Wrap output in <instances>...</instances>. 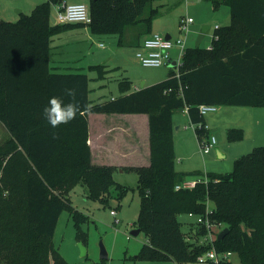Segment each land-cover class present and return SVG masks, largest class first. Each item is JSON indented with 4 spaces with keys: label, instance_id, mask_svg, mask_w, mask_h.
Instances as JSON below:
<instances>
[{
    "label": "trees",
    "instance_id": "trees-1",
    "mask_svg": "<svg viewBox=\"0 0 264 264\" xmlns=\"http://www.w3.org/2000/svg\"><path fill=\"white\" fill-rule=\"evenodd\" d=\"M62 1L42 3L17 22L0 21V38L13 40L8 49L18 53L23 66L19 69L35 84L26 92L14 87L23 81L19 69L10 63L0 66V122L9 133L0 145V264H69L54 245L65 209L74 218L78 241L85 245L87 237L80 227L85 217L70 205L67 191L82 181L91 198L103 201L112 187L120 195L126 191L115 182L114 167L92 163L89 112L149 117L150 165L128 169L138 174L141 198L135 229L147 237L138 258L177 264L197 261L212 246L190 244L179 217L204 215L209 201L211 222L228 229L215 240L216 251L237 254L241 264H264V146L237 159L232 173L210 175L208 184L176 190L184 177L175 168L173 141L175 111L188 109L196 136L203 140L208 130L198 126L206 125L200 105L264 107V0H212L214 9L221 5L230 9L231 21L216 29L211 49H187L179 70L138 91L122 80L120 97L93 106L87 74L49 72L51 37L72 27L51 23L52 6ZM152 2L88 0L90 29L97 35H119L121 42L130 26L140 24L147 34L159 15L150 7ZM92 69L101 77L108 72L105 66ZM65 89H75L79 111L75 119L53 129L43 109L53 96L69 103ZM241 139V130L229 131V141ZM206 233L201 225L196 236Z\"/></svg>",
    "mask_w": 264,
    "mask_h": 264
},
{
    "label": "crops",
    "instance_id": "crops-1",
    "mask_svg": "<svg viewBox=\"0 0 264 264\" xmlns=\"http://www.w3.org/2000/svg\"><path fill=\"white\" fill-rule=\"evenodd\" d=\"M47 1L50 0H0V21L17 22L23 15L31 14L38 5ZM191 2L190 4L188 0H186V17L193 19L189 33L191 32V28L195 32H199L200 26L203 25L205 38L207 33L211 30V26H208V24H213L216 17L218 20L221 18V15H223L222 19L226 20V24L229 22L228 20L231 21L230 9L225 5H221L218 9H214L212 8L213 6L210 0H191ZM69 3H85L88 5V0H63L61 3L54 4L52 6L54 14L51 16V23L53 25L58 24L55 20L57 10L64 4ZM191 6L192 9L190 10ZM190 11L192 13H190ZM192 14L193 17L191 16ZM158 16L154 18L150 32L147 34L142 30L140 24L126 28L124 38L122 42L119 40V44L126 46L128 48V53H124L121 57L118 54L119 50H117V47L115 48V38L111 36V34L97 35L92 33L89 25L72 24L70 29L51 37L49 72L59 75L87 74L90 78V73L96 71L92 69V67L95 66H105L108 71L123 69L122 62L124 58L128 56L132 58L138 51L143 50L142 43L146 37L151 34L162 33L164 34L163 36L169 35L170 39H173L171 27L161 25L171 23L168 22L167 13L159 10ZM186 17L178 15L175 17V21L177 20L181 23V20ZM12 43L13 40L11 38H0V66L10 63L13 69H19L23 66H21L18 61V53H12L11 49H8ZM178 52L179 50L176 47L172 50V64L176 62ZM114 60H116L115 63H112ZM172 64L170 66H172ZM19 72L23 81L19 82V84H14V87L18 89L24 88L22 91L25 92L27 90L31 91V89L35 87V84H31V81H27V73L22 72L21 69H19ZM168 75L166 77L163 75L159 79L154 80H161L162 78L167 79ZM128 78L131 83V80H135V77H133L130 72ZM154 80L152 79L150 83L144 82L141 87L132 86V91H138L158 83V81ZM235 107L241 108V110ZM253 111L254 110H251L250 107L224 106L218 107V110L215 112H209L204 115V121L208 127V132L203 137V140H209L211 136H214L217 140L216 145L207 154H203L198 148L192 130H188L191 135L190 146L184 148V150L181 148V142L178 139L179 133L182 131L181 126L183 122L191 124V118L187 108L174 112V152L175 157H178L179 162L182 163L176 170L183 174V182L199 181L210 175L230 174L235 161L245 156L242 155L243 152L251 148H256L254 147L257 144L255 142L264 139V129H261V124L255 121V112ZM210 113L216 114L213 115ZM239 113H247L248 116H250V119H248L249 122L247 121L244 123V119H239L237 117L233 119V114ZM93 119L97 121L95 127L92 123ZM237 121L241 123L238 124L236 123ZM88 122V145L91 149L92 163L94 165L111 166L115 168V171L119 170L121 172L128 171L130 168L147 167L150 165V129L149 117L147 114H92L89 112ZM244 124H247V127H244ZM232 129L242 131L241 140L233 142L228 140V133ZM176 142L178 143L176 144ZM186 217L188 219V229L186 232H192L191 235L196 237V232L199 228L196 217L190 214L186 215ZM224 229V226L221 230L216 229L217 238ZM200 238L202 237L199 236V239ZM189 239L190 238H188V240ZM228 261L230 262V258Z\"/></svg>",
    "mask_w": 264,
    "mask_h": 264
},
{
    "label": "rangeland",
    "instance_id": "rangeland-1",
    "mask_svg": "<svg viewBox=\"0 0 264 264\" xmlns=\"http://www.w3.org/2000/svg\"><path fill=\"white\" fill-rule=\"evenodd\" d=\"M207 1V0H204ZM212 8H214L212 0ZM191 4V0H188ZM186 0H153L150 7L165 11L167 13L168 22L170 24H161L165 27H171L173 40L178 39L185 40V35L181 34L180 23L175 21V17L178 15L186 17ZM192 6L190 7V10ZM190 13H192L190 11ZM54 14V11H52ZM193 17V14L191 15ZM159 17V16H158ZM221 18L211 26V30L207 33L206 37L200 44V48L208 49L212 44L213 36L215 34V27H225L230 25V20L226 24V20ZM221 19V20H220ZM157 25V24H155ZM198 25V24H195ZM200 31L195 32L191 28L187 40L185 41V50L194 48L200 33L203 30V25L200 26ZM162 34V33H160ZM164 35V34H162ZM115 38V48L117 47L118 54L121 57L124 53H128V48L119 44V35H113ZM114 60L112 63H115ZM118 62V60H117ZM123 69H114L108 71L103 77H101L98 71L90 73V103L91 105L101 104L111 101L113 98H118L122 95L119 87V82L122 80H128L129 72L135 80H131V85L141 87L143 83H150L152 79H159L163 75L166 77L169 72L173 69H177L178 62H174V66H161V67H145L141 64L136 54L124 58ZM130 80V79H129ZM161 80L154 81H163ZM238 110L241 108L235 107ZM255 115V121L261 124V129H264V107H250ZM215 115L216 113H210ZM209 114V115H210ZM239 119H244L246 123L250 116L247 113L233 114ZM231 119L232 121H235ZM96 120L93 119L92 123L95 127ZM249 122V121H248ZM236 123H241L237 121ZM181 132L179 133L178 139L181 142V148H188L191 144L190 131L194 134L198 148L200 149V139L195 136V129L193 125L188 122H183L181 126ZM247 127V124H244ZM187 128V130H186ZM190 130V131H188ZM9 137L8 131L4 125L0 122V145L3 144ZM177 139V141H178ZM174 141V140H173ZM176 141V140H175ZM178 142H176L177 144ZM256 146H264V139L258 140ZM253 150V148L243 152L242 155H247ZM200 151V150H199ZM175 168L182 165L179 162V158H176ZM234 167L231 170L233 172ZM116 183L126 188V191L120 195L116 187L110 189V193L106 201L97 198H91L89 196V189L85 182H78L74 184L65 194L66 199L69 200L70 205L85 217V220L81 221V230L86 234V256L81 255V250L78 241V231L74 222V218L70 215L69 211L65 209L58 221L57 228L54 235V245L59 253L67 260L69 264H177L174 261L166 262H154L138 258V255L147 243V237L144 232H140L138 236L131 235V231L135 229V224L139 218L141 211V198L137 191L138 185V174L133 170L121 172L119 170L114 171L113 174ZM210 208H213V204H210ZM117 212V219L119 223H115V217L111 214V211ZM180 222L183 224L182 229L184 232L187 231V217L182 215L179 217ZM192 232H186L187 238H190L188 242L193 246L196 245H207L206 241L208 233L199 239V236L194 237L191 235ZM202 239V240H201ZM104 247L108 254V258L103 260L101 258V249ZM231 264H241L240 258L237 254H232L230 257ZM186 264H211L200 263L198 261L189 262Z\"/></svg>",
    "mask_w": 264,
    "mask_h": 264
},
{
    "label": "built area",
    "instance_id": "built-area-1",
    "mask_svg": "<svg viewBox=\"0 0 264 264\" xmlns=\"http://www.w3.org/2000/svg\"><path fill=\"white\" fill-rule=\"evenodd\" d=\"M56 22L58 24H83L90 25L92 23V18L90 15L89 6L85 3H69L64 4L61 8L57 10L56 13ZM193 23L192 18H183L180 23V31L182 35L187 36L189 33L190 25ZM218 27H216L217 29ZM186 38V37H185ZM214 38V36H213ZM179 50L177 55V69L179 70L180 65L182 64L183 56L186 52L185 50V40L178 39L174 41L173 39H166L165 36L160 34H151L143 40L142 48L137 52V58L141 64L145 67H161V66H170L173 63L172 50L174 48ZM211 45L208 49H211ZM179 76V74H178ZM218 110V107L215 105H200L199 111L201 115H206L209 112H215ZM200 128L208 130L206 125H198ZM196 128L195 125H193ZM217 140L214 136H211L209 140H200V150L203 154H207L211 149L216 145ZM199 183H209V178L205 177L199 181L183 182L176 186V190H186L194 189ZM212 209L210 208V203L208 201L206 206V212L204 215L195 216L199 226H205V229L208 233L206 241L207 245L212 246L209 251H206L200 255L197 259L200 263H211V264H222L229 260L231 253H221L219 254L215 247L214 242L217 239L216 229L221 230L223 225L214 224L210 220V214ZM111 214L115 217V223L118 224L120 221L116 218L117 212L111 211Z\"/></svg>",
    "mask_w": 264,
    "mask_h": 264
},
{
    "label": "clouds",
    "instance_id": "clouds-1",
    "mask_svg": "<svg viewBox=\"0 0 264 264\" xmlns=\"http://www.w3.org/2000/svg\"><path fill=\"white\" fill-rule=\"evenodd\" d=\"M64 95L70 98L69 103L65 104L62 97L53 96L50 98L48 106L43 109V116L53 129L75 119L79 111V105L75 102V89H65Z\"/></svg>",
    "mask_w": 264,
    "mask_h": 264
},
{
    "label": "water",
    "instance_id": "water-1",
    "mask_svg": "<svg viewBox=\"0 0 264 264\" xmlns=\"http://www.w3.org/2000/svg\"><path fill=\"white\" fill-rule=\"evenodd\" d=\"M53 22H54V19H53ZM204 36H205V30L203 29L201 34L198 37V40L196 42L195 48H199L200 47V44H201ZM165 38L166 39H170V36L166 35ZM172 66H174V64H172ZM140 232H141L140 229H134V230L131 231V235L138 236L140 234ZM227 233H228V229L226 228L218 235V239L221 240L224 237V235L227 234ZM79 247H80V250H81V255L83 257H85L86 254H87L86 247L82 243H79ZM101 258L103 260L108 258V254H107L106 249L104 247H102V249H101Z\"/></svg>",
    "mask_w": 264,
    "mask_h": 264
}]
</instances>
